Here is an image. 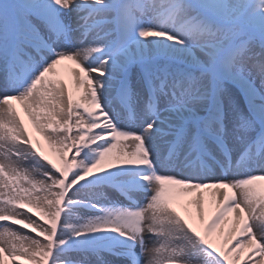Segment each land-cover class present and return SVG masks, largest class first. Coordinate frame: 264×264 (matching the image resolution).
<instances>
[{"label": "snow or ice", "instance_id": "snow-or-ice-1", "mask_svg": "<svg viewBox=\"0 0 264 264\" xmlns=\"http://www.w3.org/2000/svg\"><path fill=\"white\" fill-rule=\"evenodd\" d=\"M0 264H264V0H0Z\"/></svg>", "mask_w": 264, "mask_h": 264}, {"label": "rangeland", "instance_id": "rangeland-1", "mask_svg": "<svg viewBox=\"0 0 264 264\" xmlns=\"http://www.w3.org/2000/svg\"><path fill=\"white\" fill-rule=\"evenodd\" d=\"M27 234H30V233H27Z\"/></svg>", "mask_w": 264, "mask_h": 264}]
</instances>
